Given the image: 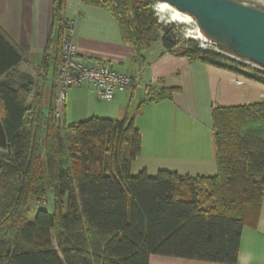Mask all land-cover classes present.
I'll use <instances>...</instances> for the list:
<instances>
[{"label": "trees", "instance_id": "trees-1", "mask_svg": "<svg viewBox=\"0 0 264 264\" xmlns=\"http://www.w3.org/2000/svg\"><path fill=\"white\" fill-rule=\"evenodd\" d=\"M108 10L122 41L142 59L155 44L190 62L227 69L264 84V70L195 40L176 50V26H163L151 10L155 0H82ZM66 0L53 1L58 43ZM224 53V54H221ZM22 61L0 31V78ZM58 63V69H59ZM58 71V70H57ZM58 74V72H57ZM30 90L0 84V264H149L152 255L235 264L242 230L255 228L264 194V103L212 112L218 175L182 177L159 172L131 176L142 138L135 112L123 121L91 118L77 125L55 120ZM172 98L152 90L147 102ZM53 195L52 213L30 211L33 199Z\"/></svg>", "mask_w": 264, "mask_h": 264}, {"label": "crops", "instance_id": "crops-1", "mask_svg": "<svg viewBox=\"0 0 264 264\" xmlns=\"http://www.w3.org/2000/svg\"><path fill=\"white\" fill-rule=\"evenodd\" d=\"M54 0H0V31L21 54L20 64L0 78L18 91L30 90L29 108L38 101L49 114L57 97L58 63L64 36L59 43V25L53 17ZM75 23L79 61L105 62L117 73L139 76L140 86L117 92L110 102L99 100L93 87L68 90L61 122L77 125L91 118L123 121L128 112L141 113L134 119L142 138L140 155L133 161L131 176L159 172L182 177L218 175L212 112L215 108L252 106L264 103V84L227 69L190 62L177 52L155 44L138 58L135 47L124 43L113 15L82 0H66L64 23ZM146 88L171 91L172 98L147 102ZM5 116L0 101V118ZM149 264H222L152 255ZM235 264H264V194L255 228L242 230Z\"/></svg>", "mask_w": 264, "mask_h": 264}, {"label": "water", "instance_id": "water-1", "mask_svg": "<svg viewBox=\"0 0 264 264\" xmlns=\"http://www.w3.org/2000/svg\"><path fill=\"white\" fill-rule=\"evenodd\" d=\"M192 18L219 49L264 70V10L236 0H155Z\"/></svg>", "mask_w": 264, "mask_h": 264}, {"label": "built area", "instance_id": "built-area-1", "mask_svg": "<svg viewBox=\"0 0 264 264\" xmlns=\"http://www.w3.org/2000/svg\"><path fill=\"white\" fill-rule=\"evenodd\" d=\"M231 57L242 60L233 55ZM242 61H245L248 71L263 70L246 60ZM86 85L93 87L94 94L99 100L110 102L117 92L123 93L138 88L140 77L119 74L105 62H90L87 58L79 61L75 44V23L67 21L60 47L55 120H61L63 117V106L68 90ZM152 90L154 89H145L147 97L151 95Z\"/></svg>", "mask_w": 264, "mask_h": 264}, {"label": "rangeland", "instance_id": "rangeland-1", "mask_svg": "<svg viewBox=\"0 0 264 264\" xmlns=\"http://www.w3.org/2000/svg\"><path fill=\"white\" fill-rule=\"evenodd\" d=\"M236 1L264 10V0H236ZM158 7H159L158 2H154L152 4V7H151V10L154 12L155 16L157 17L158 22L161 23L165 27L169 26L171 24L176 26V29L173 32V35L175 36V38L177 40V47H176L177 51H180L182 49L187 48L189 45V41L195 40L198 43V45H200L201 48L207 49V50H213V51L220 53L218 47L215 46L214 44H211L208 41L205 42L203 40H197L194 38L196 36L197 30H198V27H197L195 22L188 24V25L170 23L168 18H162L159 15V13L157 12ZM221 54H224V53H221ZM225 57L235 61L237 64L247 66L245 61L235 59L227 53H225ZM29 208H30V211L32 212L33 217L35 216L37 211L40 209H44V210H47L48 212L52 213L54 210L53 195L51 194L50 191H48V193L44 199H42V200L33 199L30 203Z\"/></svg>", "mask_w": 264, "mask_h": 264}, {"label": "bare ground", "instance_id": "bare-ground-1", "mask_svg": "<svg viewBox=\"0 0 264 264\" xmlns=\"http://www.w3.org/2000/svg\"><path fill=\"white\" fill-rule=\"evenodd\" d=\"M157 12L162 18H168L170 23L181 25H188L194 23L191 17L176 11L174 8L165 3H159ZM194 38L197 40H203L205 42L207 41L201 34L199 28Z\"/></svg>", "mask_w": 264, "mask_h": 264}]
</instances>
